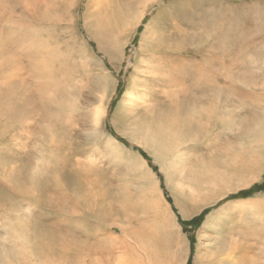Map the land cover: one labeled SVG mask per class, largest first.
<instances>
[{
	"label": "rangeland",
	"instance_id": "374dc122",
	"mask_svg": "<svg viewBox=\"0 0 264 264\" xmlns=\"http://www.w3.org/2000/svg\"><path fill=\"white\" fill-rule=\"evenodd\" d=\"M0 10V63L9 55L19 60L14 85L22 77L32 95L37 130L23 154L14 116L0 121V264H221L217 257L225 252L238 264H264V0H0ZM5 61L2 93L10 72ZM203 61L213 63L218 78L231 79L230 95L218 82L214 142L187 158L168 152L164 170L155 158L161 148L143 130L193 107L187 76ZM136 65L142 102L127 108L120 103ZM180 87L182 93L174 91ZM97 107L104 109L99 123ZM137 150L163 171L183 221L169 215ZM225 172L233 175L222 197L259 185L248 197L261 194L220 207L195 236L190 221L220 199L214 201L220 184L212 180ZM32 176L37 186L29 185ZM180 179L195 193L179 195L173 188ZM190 202H198L191 207L197 213ZM241 206L251 208L226 218Z\"/></svg>",
	"mask_w": 264,
	"mask_h": 264
},
{
	"label": "bare ground",
	"instance_id": "6f19581e",
	"mask_svg": "<svg viewBox=\"0 0 264 264\" xmlns=\"http://www.w3.org/2000/svg\"><path fill=\"white\" fill-rule=\"evenodd\" d=\"M25 9H27V8H25ZM34 13H36V11H34ZM2 15H3V13H2ZM10 15L9 16L6 15V17H8V19L13 17L11 11H10ZM7 37H8V39L10 38L9 34L5 38H7ZM7 42H9V41H7ZM2 43H4V42H2ZM2 43H0L1 47L4 45ZM99 47L101 49H103V50L105 49L104 45L103 46H99ZM5 54H7V53H5ZM4 58H6V57H4ZM9 58H8L9 59L8 62H6L4 60L5 63L8 64L10 72L8 73L9 74V78L7 79L8 80L7 81V86H6L7 90L4 91L3 93L0 91L1 92L0 93V121L4 122L3 120L6 119V117L8 115L10 116L11 119L14 116V118L16 119L14 127L17 128V132L14 135V137L16 138V141L18 142L19 147L23 150L22 153L24 154L25 146L27 145V140H29V136L37 131V130H35L33 132L32 129H31V128H33V126L35 124V122L32 121V115H33V112H34V106L31 104V101H32L33 97H32V95L28 94L30 92L27 93V87L25 86V84L23 85V83H25V82H24L23 79H21L22 77L21 78L19 77V82H18L17 86L14 85L16 83V82L14 83V79L16 78L17 73H19L21 70L19 68V63H18L19 60H14V58L10 57V55H9ZM4 61H2V62L4 63ZM38 62L40 63V61H38ZM138 62L139 61H137V63ZM39 63H33V68L38 69L39 65H40ZM212 64L213 63L208 62V61H203L202 64H196V65L193 66V69L191 70V72H189V74L187 76V78L190 79V82H191L190 87L192 88V94L189 96L192 99V103H191L192 106H193L192 108H189L188 110L186 109L187 111H184L182 114L178 113V115H173L170 118L169 123H167L164 120L163 122H161L163 124L158 125L159 127H157V128H155L154 127L155 125H154V126H148V127H146L143 130L144 132H147V133H148V131H150V133L153 134V137H152L150 142L153 143L152 145L154 147L157 146V147L161 148L160 152L155 153V158H156V160H158V161H160L162 163V167H163L164 170H166L167 167H169V165L164 163L167 160L166 157H168V155H167L168 152L171 153L172 151H176L181 158H187L186 155H189V156L190 155H195V154H197L199 152H201V154H203V152L207 151V149L211 150V148H210L211 146L208 145V143L209 142H214L213 139H212L214 137H211L212 136V132L214 133L215 130L217 131V126L215 127L216 129H214V126L216 125V122H217V118H216L217 114H216V106H215L216 102H214V100H216L217 96L219 95V93H218V91H219L218 82L219 83H223L226 86L225 93H228L230 95V92L228 90H230V91L232 90V88H229V87H231L230 82L228 81V78L230 76H227L225 80H224V78H218L219 77L218 76L219 75V70L216 69ZM137 66L138 65H136V69H134L132 75L129 78L130 84H129V86H127V88H126V90L124 92V96L121 99V103H120L121 106L124 105L127 108H133V107L139 105V103L142 102L141 99H142L143 96H142L141 93H143V92L141 91V93H140L139 90L140 89L142 90L143 88L136 87L135 86V82H134V79L137 77V74H136L137 71L138 72L140 71V66H138V67ZM4 67H6V66H4ZM148 70H150V69H148ZM146 74L149 75V72L145 73L144 75H146ZM3 75H1V76H3ZM4 77H7V75L5 74ZM10 78L13 80V83H12V80L10 81ZM39 78L40 77L37 76L36 79H35V82L38 81ZM102 78H103V83L104 84L111 85L109 77H107V76L103 77L102 76ZM173 79H175V77H173ZM229 80H231V79L229 78ZM170 81H171V83H173V86L174 85L175 86H180V84H181V83L179 84L178 82H177V84H175L174 83L175 81H173L171 77H170ZM113 84L114 83H112V87H113ZM145 86H146V84L144 85V88H146ZM2 87H4V86H2ZM172 88H174V87H172ZM0 89H1V86H0ZM183 89H184V87H180V88L175 89L174 91L177 92V93H182ZM3 90H5V88H3ZM35 90H36V92H39V93L41 91L39 89V87L35 88ZM175 92L173 93V95H175ZM189 97L187 98V100L189 99ZM39 98H37V99H39ZM176 102H177V100H176ZM208 102H210L209 106L205 107V104H207ZM226 102H228V101H225V103ZM144 104H146V102H144ZM175 106L176 107H181L178 104L175 105ZM149 107L150 106H147V108H149ZM103 113H104V109L102 110L101 107H97L96 108L95 119H96L97 123L100 122V118L103 115ZM186 114H188L190 117L185 116ZM156 118L158 119L159 116L154 117V119H152V120L155 122ZM0 129H2L1 126H0ZM33 130H34V128H33ZM166 131H168V133H166ZM216 131H215V133H216ZM146 141H148V140H146ZM35 143H38L37 139H36ZM183 148L184 149L186 148V153H184V152L182 153L181 152V150ZM35 149L38 150L37 147H35ZM234 153H232V154L234 155ZM240 154H237V155L239 156ZM243 155H245V154H241L240 156H243ZM201 156H203V155H201ZM243 157H242V160L245 161L246 157H245V159H243ZM234 158L236 159L237 157H235V155H234ZM201 159L202 158H200L199 161ZM235 159H233V160L236 162ZM197 160H198V158H197ZM177 163H180V165L183 166L182 170L185 169V167L187 166L181 160H178ZM232 163L233 162H231V165H232ZM249 163H250V161H249ZM203 166L204 165H202V167ZM207 167H211V164H209V166H207ZM207 167L205 166V170H202V172L200 174L195 173L196 174L195 175L196 180H200L199 176L203 175V172H205L207 170ZM233 167H235V166H233ZM227 168H228V165H227ZM210 169L212 170V168H210ZM229 169H230V167H229ZM236 169L239 171V169H241V168H237L236 167ZM233 170L235 171V169H233ZM33 171H34L35 174H37V172L39 171L38 166H34ZM208 172H210L209 169H208ZM259 172H260V170H259ZM259 172L257 171V173H259ZM225 173H223L224 176L219 180V182L212 180V185L213 184H215V185L220 184V186L217 185L218 187H220L219 188L220 190H218L216 192L218 194L216 195L214 201L217 200L218 198H221L224 195H227L226 187L229 185L228 184L229 183V178L233 175V173L230 174L231 176L228 174V172L226 173V175H225ZM7 177H8L7 182H9L11 185H13L14 188H17L19 193H21L23 191V189L21 190L20 187L18 186L17 182H15L16 180H15L14 176H7ZM255 178H256V175H255V177L252 176V180L255 179ZM28 180H29V185H34L35 183H37V181H36L37 178L35 176L34 177L33 176L29 177ZM34 186H37V185H34ZM222 187H224V189ZM173 189L176 190L179 195L180 194L184 195L185 191L188 190V189H189V191L191 193H193V194L195 193V190H191L189 184H187L182 179L177 180V182L175 183ZM240 189H241V187H240ZM1 194H2V192H1ZM3 198H4V196L1 195L0 196V201H2ZM159 203H160L161 208L162 209L164 208V211H167L166 206H164L165 203L162 201V199H159ZM228 249L229 248H226V250H228ZM232 250H233V247H232ZM226 253L227 252L221 253V256L217 257V258H219V259H217V261H219L222 264L223 263L222 260L224 259L225 261H228V263L238 264L236 255H235V258H234L233 252L230 255L229 254L227 255ZM225 254H226V258L223 257V255L225 256ZM221 257H223V258H221Z\"/></svg>",
	"mask_w": 264,
	"mask_h": 264
},
{
	"label": "crops",
	"instance_id": "0c3cea01",
	"mask_svg": "<svg viewBox=\"0 0 264 264\" xmlns=\"http://www.w3.org/2000/svg\"><path fill=\"white\" fill-rule=\"evenodd\" d=\"M121 143H124L125 144V142H123V141ZM125 146H127V144ZM133 146H135V145L133 144ZM140 151H138L139 154H140ZM132 153H133V151H132ZM142 153H144V152H142ZM139 154H137V155L140 158V160L143 162L145 168L153 175V178H154V180L156 182L155 185H156L157 190H159V191L162 192V196H163L165 202L168 204L169 213H170L169 215H171V217L173 218V220H175V222H176V217H179L180 218L179 211H178V209L176 207L175 202L173 203L174 199L171 196V193L167 190V187H166V184H165V177H164L163 171L160 170V169H158L157 167H155V165L152 164L153 163V160L150 157H148L149 155L147 156L144 153L143 155L145 157H143V156H141V154L140 155ZM246 191H248V190H246ZM246 191H243L242 193L240 192L237 196H235L234 194H229L226 197H222V198L218 199L217 201H215L213 204H210L207 207L203 208L198 213L195 212V209L194 208H191V207L197 206L198 205V202H194V203L190 202L189 203V209L191 211H193L194 213H197L192 219L195 220V219L200 218V221H201L200 224L197 226V231L195 232V236H197L200 228H202V226L205 224L207 217L210 214H212L213 212H215L218 209H220V207H223L224 205H227V204H231L233 202L237 203L238 201H241L242 199H246V200L254 199V198L258 197L261 194V191H259L258 193H256L252 197H250V196L249 197L248 196H243V193L246 192ZM263 193H264V191H263ZM231 197L232 198L233 197H236L237 198V199H235L236 201H229L231 199ZM241 197H243V198H241ZM244 207H248V206H241V208H239L238 211H236L234 214L228 215V217H226V218L236 216L238 213H240L242 211V209ZM175 208L177 209V211H175ZM248 208H251V207H248ZM226 218H224L225 221H226ZM180 219H178V220H180ZM221 219H223V218H221ZM221 219L219 221H217L216 223H211L210 222L214 226L211 225V227H209L208 229L205 228L204 230H208L209 231V230H212V229H216L218 227L217 225L220 223ZM192 221H190V222H192ZM225 221L223 223H225ZM184 222H186L189 225V222L188 221H184ZM189 226H191V225H189ZM210 228H212V229H210ZM186 241H187V239H186Z\"/></svg>",
	"mask_w": 264,
	"mask_h": 264
},
{
	"label": "trees",
	"instance_id": "16d2710c",
	"mask_svg": "<svg viewBox=\"0 0 264 264\" xmlns=\"http://www.w3.org/2000/svg\"><path fill=\"white\" fill-rule=\"evenodd\" d=\"M261 188H262V186H260V185L259 186H255L254 188H251V190L244 192L243 196H248L249 194H251L252 191L256 192L257 190H260ZM199 223H200V218L193 220L190 223L191 228L197 227ZM185 226H187V225H185ZM189 238L193 239V236L189 234Z\"/></svg>",
	"mask_w": 264,
	"mask_h": 264
}]
</instances>
